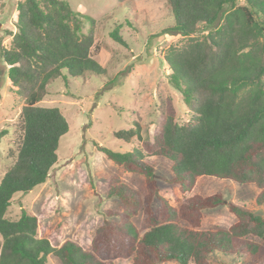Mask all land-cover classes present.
<instances>
[{
    "label": "trees",
    "instance_id": "16d2710c",
    "mask_svg": "<svg viewBox=\"0 0 264 264\" xmlns=\"http://www.w3.org/2000/svg\"><path fill=\"white\" fill-rule=\"evenodd\" d=\"M135 1L118 3L133 7ZM164 8L173 23L163 32L182 41L166 49L163 62L189 118L179 124L171 99L159 98L162 120L151 139L141 141L140 125L133 123L113 133L130 152L99 148L116 166L141 176L144 187L106 177L104 194L117 199L121 211H105L84 247L69 240L55 246L38 237L40 217L26 209L18 219L6 214L15 194L46 182L68 132L58 108L37 105L49 83L108 75V66L90 53L96 21L67 0L17 3L9 48L0 39V80L7 68L9 84L24 103L14 126L13 160L0 179V264H48L49 256L58 264H213L225 257L264 264L262 216L229 202L235 223L203 230L204 211L225 204L223 196L193 195L174 207L159 195L150 164L153 157L169 161L170 182L183 193L197 178L212 177L254 186L256 204L264 205V0H165ZM118 33L116 27L109 34L125 47ZM138 216L139 228L133 221Z\"/></svg>",
    "mask_w": 264,
    "mask_h": 264
},
{
    "label": "rangeland",
    "instance_id": "374dc122",
    "mask_svg": "<svg viewBox=\"0 0 264 264\" xmlns=\"http://www.w3.org/2000/svg\"><path fill=\"white\" fill-rule=\"evenodd\" d=\"M19 1L0 0V39L6 48L11 41L9 32L15 31ZM67 1L74 11L96 21L90 53L102 67L108 66V75L102 79H69L67 85L61 79L49 83L48 95L37 105L58 108L67 120L68 132L60 138L57 163L46 182L26 194H15L6 217L18 219L21 210L26 209L40 217L38 237L55 246L69 240L86 247L103 213L121 211L119 201L104 194L106 177H114L139 191L144 187L141 176L116 166L99 148L130 152L132 147L116 140L113 133L129 129L133 123L140 125L141 141L151 139L162 120L159 98L171 99L179 124L185 123L189 114L181 94L170 85V72L163 62L166 49L182 41L178 35L163 32L173 23L164 8L165 0H136L133 7L121 6L118 0ZM116 27L127 43L125 47L110 37ZM82 30L86 33L88 25ZM23 104L9 84L7 68L4 69L0 80V133H4L0 134V179L13 160L14 126ZM139 144L140 141H134V145ZM150 164L155 169L159 195L174 207L193 195L223 196L225 204L204 211L203 230L228 228L235 223L236 218L228 211L229 202L264 218V205L256 204L258 190L252 185L199 177L194 187L183 193L170 182L173 175L169 161L153 157ZM133 221L141 227L140 216ZM47 259L48 264H58L52 256ZM213 264L245 262L225 257L213 260Z\"/></svg>",
    "mask_w": 264,
    "mask_h": 264
}]
</instances>
